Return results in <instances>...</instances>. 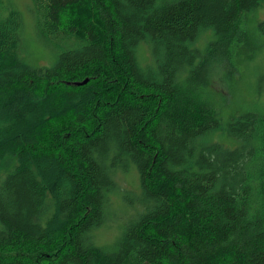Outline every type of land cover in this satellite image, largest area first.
I'll list each match as a JSON object with an SVG mask.
<instances>
[{
    "label": "trees",
    "instance_id": "obj_1",
    "mask_svg": "<svg viewBox=\"0 0 264 264\" xmlns=\"http://www.w3.org/2000/svg\"><path fill=\"white\" fill-rule=\"evenodd\" d=\"M31 3L58 54L23 62L0 0V264H264V112L234 111L229 91L264 0ZM130 172L122 217L110 195L126 200Z\"/></svg>",
    "mask_w": 264,
    "mask_h": 264
},
{
    "label": "rangeland",
    "instance_id": "obj_2",
    "mask_svg": "<svg viewBox=\"0 0 264 264\" xmlns=\"http://www.w3.org/2000/svg\"><path fill=\"white\" fill-rule=\"evenodd\" d=\"M170 1V0H169ZM4 11L12 8L17 10L21 16L23 30L21 32V60L33 67L52 66L57 58V50L48 44V41L43 39L36 32L32 17L31 0H1ZM246 41L249 45L245 52L250 59L244 61L241 68V76L237 82L231 85L232 98L230 107L238 113L244 111L264 112V6L254 10L249 14L246 21ZM212 39L210 32H205L199 36L196 41L198 48H203L206 41ZM137 57L142 65L150 62L151 56L146 45H141L137 52ZM89 77V76H88ZM212 81V91L223 89L219 79L215 78ZM88 80L89 78H81L75 83ZM74 81L67 82L68 86H75ZM226 93V92H225ZM226 95V94H225ZM229 108V109H231ZM233 110H227L225 115L230 114ZM127 190V198L122 199L119 192H113L111 197L112 209L118 215L123 217L121 210L123 205L130 206L131 199L136 196L139 189V182L136 172H130L126 177V182L123 183ZM122 186V187H123ZM126 191V190H125ZM117 235V230L113 226H107L97 232L95 243L98 246L111 245Z\"/></svg>",
    "mask_w": 264,
    "mask_h": 264
},
{
    "label": "water",
    "instance_id": "obj_3",
    "mask_svg": "<svg viewBox=\"0 0 264 264\" xmlns=\"http://www.w3.org/2000/svg\"><path fill=\"white\" fill-rule=\"evenodd\" d=\"M88 83V80H84L82 82H79V83H75L74 85L75 86H83V85H86Z\"/></svg>",
    "mask_w": 264,
    "mask_h": 264
}]
</instances>
